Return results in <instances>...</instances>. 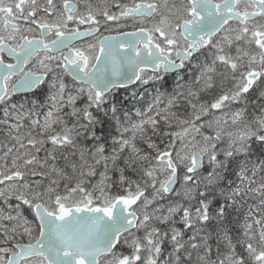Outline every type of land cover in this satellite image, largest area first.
I'll use <instances>...</instances> for the list:
<instances>
[{
	"label": "snow or ice",
	"instance_id": "6c2138e0",
	"mask_svg": "<svg viewBox=\"0 0 264 264\" xmlns=\"http://www.w3.org/2000/svg\"><path fill=\"white\" fill-rule=\"evenodd\" d=\"M0 264H264V0H0Z\"/></svg>",
	"mask_w": 264,
	"mask_h": 264
},
{
	"label": "trees",
	"instance_id": "16d2710c",
	"mask_svg": "<svg viewBox=\"0 0 264 264\" xmlns=\"http://www.w3.org/2000/svg\"><path fill=\"white\" fill-rule=\"evenodd\" d=\"M125 252H127V249H124Z\"/></svg>",
	"mask_w": 264,
	"mask_h": 264
}]
</instances>
